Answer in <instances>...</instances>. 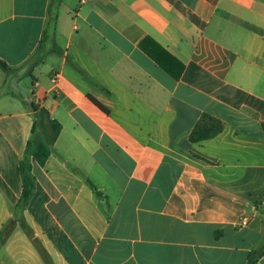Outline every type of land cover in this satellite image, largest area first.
I'll list each match as a JSON object with an SVG mask.
<instances>
[{
  "label": "crops",
  "instance_id": "crops-1",
  "mask_svg": "<svg viewBox=\"0 0 264 264\" xmlns=\"http://www.w3.org/2000/svg\"><path fill=\"white\" fill-rule=\"evenodd\" d=\"M51 1L0 0V264H250L264 0H62L61 51L29 81ZM203 114L224 129L192 143ZM30 142L32 236L15 218Z\"/></svg>",
  "mask_w": 264,
  "mask_h": 264
},
{
  "label": "trees",
  "instance_id": "trees-1",
  "mask_svg": "<svg viewBox=\"0 0 264 264\" xmlns=\"http://www.w3.org/2000/svg\"><path fill=\"white\" fill-rule=\"evenodd\" d=\"M62 0H52L49 6V22L44 31V35L40 45L36 52L28 62L30 65L29 75H32V69L38 67L42 63L46 56L50 53H59L61 50L56 42L51 43L49 46L48 41L52 39L56 30L57 20L59 17V8ZM0 69L7 74H10L14 70L9 65L0 59ZM101 108H105L98 104ZM224 129V123L220 119H217L209 114H203L194 130L190 135V141L192 143H198L205 140H209L217 137ZM31 142L28 144L26 154L20 161V173L23 180V191L20 200L15 207V218L20 222L22 228L32 236V229L28 226L24 218V211L31 200L35 189V177L32 174L33 165L30 154ZM264 255V246L258 250L253 251L251 255L250 264H256L257 260Z\"/></svg>",
  "mask_w": 264,
  "mask_h": 264
},
{
  "label": "rangeland",
  "instance_id": "rangeland-1",
  "mask_svg": "<svg viewBox=\"0 0 264 264\" xmlns=\"http://www.w3.org/2000/svg\"><path fill=\"white\" fill-rule=\"evenodd\" d=\"M25 78H29V81L31 80V76L26 75Z\"/></svg>",
  "mask_w": 264,
  "mask_h": 264
},
{
  "label": "built area",
  "instance_id": "built-area-1",
  "mask_svg": "<svg viewBox=\"0 0 264 264\" xmlns=\"http://www.w3.org/2000/svg\"><path fill=\"white\" fill-rule=\"evenodd\" d=\"M242 223H243V225H246L247 224V221H243Z\"/></svg>",
  "mask_w": 264,
  "mask_h": 264
}]
</instances>
